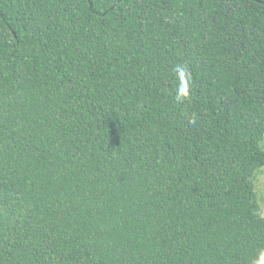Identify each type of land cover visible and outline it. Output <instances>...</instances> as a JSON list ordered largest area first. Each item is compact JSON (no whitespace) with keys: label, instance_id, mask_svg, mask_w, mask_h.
Masks as SVG:
<instances>
[{"label":"trees","instance_id":"1","mask_svg":"<svg viewBox=\"0 0 264 264\" xmlns=\"http://www.w3.org/2000/svg\"><path fill=\"white\" fill-rule=\"evenodd\" d=\"M264 0H0V264H254Z\"/></svg>","mask_w":264,"mask_h":264},{"label":"rangeland","instance_id":"2","mask_svg":"<svg viewBox=\"0 0 264 264\" xmlns=\"http://www.w3.org/2000/svg\"><path fill=\"white\" fill-rule=\"evenodd\" d=\"M261 147L264 150V141L261 143ZM254 193L257 197L260 216L264 217V168L257 170L255 173Z\"/></svg>","mask_w":264,"mask_h":264},{"label":"clouds","instance_id":"3","mask_svg":"<svg viewBox=\"0 0 264 264\" xmlns=\"http://www.w3.org/2000/svg\"><path fill=\"white\" fill-rule=\"evenodd\" d=\"M254 264H264V251H261L258 260H256Z\"/></svg>","mask_w":264,"mask_h":264}]
</instances>
